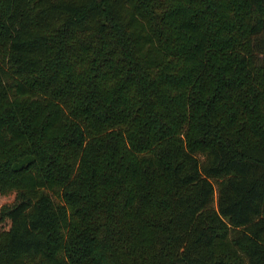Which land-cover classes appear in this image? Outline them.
I'll return each instance as SVG.
<instances>
[{
	"label": "trees",
	"instance_id": "trees-1",
	"mask_svg": "<svg viewBox=\"0 0 264 264\" xmlns=\"http://www.w3.org/2000/svg\"><path fill=\"white\" fill-rule=\"evenodd\" d=\"M0 264H264V0H0Z\"/></svg>",
	"mask_w": 264,
	"mask_h": 264
}]
</instances>
